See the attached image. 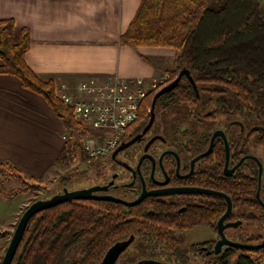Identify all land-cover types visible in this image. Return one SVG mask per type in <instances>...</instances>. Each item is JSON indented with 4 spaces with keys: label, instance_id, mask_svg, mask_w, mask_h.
Returning <instances> with one entry per match:
<instances>
[{
    "label": "trees",
    "instance_id": "1",
    "mask_svg": "<svg viewBox=\"0 0 264 264\" xmlns=\"http://www.w3.org/2000/svg\"><path fill=\"white\" fill-rule=\"evenodd\" d=\"M121 42L134 48H173L175 67L167 70V82L175 80L181 71L191 76L192 80L188 77L186 82L181 81L159 95L156 109L209 102L217 111H234L237 107L247 116L254 112L257 122L264 124V0H142ZM31 43L27 27L18 26L13 18L0 19V58L4 62L0 73L16 75L25 87L42 94L67 130L79 138H68L55 165H71L76 160L90 166L103 162L105 158L89 157L85 140L90 131L75 117L73 108L60 98L56 81L39 76L28 65L26 53ZM143 59L148 61L145 56ZM161 87L144 99L140 118L129 127L128 134L139 122L149 118L154 95ZM190 113L195 116L194 111ZM213 155L215 157V154L211 157ZM218 157L224 164L225 154ZM219 159L216 157L213 161L214 176H217ZM11 179L20 186L2 191L8 198L34 186L28 185L33 178L17 166L0 161L3 190L4 183ZM254 180L240 169L231 176L223 175L219 181L218 188L232 201L229 218L245 222L239 226L233 240L259 243L264 238L257 233L250 237L244 235L245 225L264 224ZM210 186L216 187V184ZM150 206L159 207L156 209L160 212L148 211ZM227 207L222 196H210L207 204L200 200L183 210L171 203L160 206L156 199L133 206L110 200H67L30 218L12 264H99L113 243L138 233L154 238L182 264H188L187 253L201 257L204 264H254L263 259L264 248L247 250L226 246L219 254L215 253V243L220 237L218 221ZM251 209L258 210L257 216L247 214ZM201 225L210 226L217 239L190 243L184 250L186 238L176 235L175 231L184 232ZM5 233L12 238L14 232L1 231L0 235ZM202 246L206 250H201Z\"/></svg>",
    "mask_w": 264,
    "mask_h": 264
},
{
    "label": "crops",
    "instance_id": "2",
    "mask_svg": "<svg viewBox=\"0 0 264 264\" xmlns=\"http://www.w3.org/2000/svg\"><path fill=\"white\" fill-rule=\"evenodd\" d=\"M141 1L0 0V19L13 18L30 30L26 61L39 76L53 78L58 88L64 82L73 87L83 80H103L112 73L150 80L166 67L161 60H175L176 51L121 42ZM67 132L42 94L25 87L16 75L0 73V161L11 162L33 180H44L68 140ZM9 182L4 190L0 185V222L13 225L19 208L6 217L3 207L9 198L2 191L12 188Z\"/></svg>",
    "mask_w": 264,
    "mask_h": 264
},
{
    "label": "flooded vegetation",
    "instance_id": "3",
    "mask_svg": "<svg viewBox=\"0 0 264 264\" xmlns=\"http://www.w3.org/2000/svg\"><path fill=\"white\" fill-rule=\"evenodd\" d=\"M188 76L186 72L181 81ZM171 82H166L161 88ZM149 95L150 93L147 96ZM200 108L202 110L195 111L193 117L190 113L192 111L185 110L183 105L178 108L155 107L153 122L144 132L152 118L150 108L149 118L139 122L129 134L127 132L119 146L138 136L139 138L116 155L114 151L119 146L105 157L112 170L111 176L98 184L108 186V189L97 194L133 201L144 191L173 188L200 187L222 192L218 188L222 176H231L243 169L256 179L255 196L260 201L263 211L261 214L264 216V124L257 122L254 112L247 116L244 110L241 111L237 107L234 111L229 109L217 111V107L208 102L200 105ZM217 131L224 132L225 136L215 135ZM212 154H215V157L214 155L211 157ZM218 154L220 158L225 154L224 164ZM216 157L219 159V167L216 170L217 176H214L213 161ZM230 170L233 172L228 174L227 171ZM214 184L216 187L210 186ZM210 196L219 195L192 192L147 193L140 203L156 199L160 206L171 203L173 207L183 210L189 204L200 200L207 204ZM156 208L159 207L150 206L147 209L159 213ZM256 210H248L247 214L255 217L258 211ZM229 217L226 222L237 221ZM238 220L245 224L243 219ZM153 241L156 242L154 238L143 233L119 239L108 248L99 264H108L114 256L113 264H173L171 259L175 257L174 254L165 248L158 249L157 246L160 244L157 242L152 244ZM201 250H206V247L202 246ZM164 255L171 256V259L165 260ZM175 260L182 264L177 257Z\"/></svg>",
    "mask_w": 264,
    "mask_h": 264
},
{
    "label": "built area",
    "instance_id": "4",
    "mask_svg": "<svg viewBox=\"0 0 264 264\" xmlns=\"http://www.w3.org/2000/svg\"><path fill=\"white\" fill-rule=\"evenodd\" d=\"M146 83L142 77L112 73L103 80H83L73 87L64 82L57 89L90 131L85 140L90 158H105L125 139L129 127L139 118L144 99L157 88L156 82L150 88ZM254 264H264V258Z\"/></svg>",
    "mask_w": 264,
    "mask_h": 264
},
{
    "label": "rangeland",
    "instance_id": "5",
    "mask_svg": "<svg viewBox=\"0 0 264 264\" xmlns=\"http://www.w3.org/2000/svg\"><path fill=\"white\" fill-rule=\"evenodd\" d=\"M173 49V48H172ZM175 50V49H174ZM160 64L168 66V68H163L161 72L156 75V78L144 80L147 82L148 88L156 82L158 89L161 85L165 84L167 80L169 79L168 69H172L175 67V61L173 58H170L169 60H161ZM189 77V76H188ZM186 77L184 81L188 79ZM190 80H192L191 76L189 77ZM155 89V90H156ZM151 92V90H150ZM185 110L187 111H197L202 110L200 108V105L190 104L187 106H184ZM68 138H74L75 140L79 139L77 134H72L71 131L68 130L67 132ZM84 141V140H83ZM113 169V168H112ZM111 168L109 167V161L108 159H104L103 162L98 163L96 165L90 166L89 164L81 163L79 160L74 161L71 165H63V164H56L50 171L49 175L41 181H29L28 185L34 184V186L26 190L25 192L19 193L13 198H9V200L6 202L3 207H5L6 211V217L9 216L10 212L16 208H19L17 211V214L15 218L12 219V222H14L13 225H9V223L4 224L3 222H0V232H14L17 223L20 219V214L25 210L27 206H29L35 199H46L52 197L58 190L63 189V187H68L70 189H81V188H89L93 186H97L102 181H104L107 177L111 176ZM63 178V179H61ZM20 184L14 180L11 179L9 182V187L15 188L19 187ZM11 188V189H12ZM8 192V191H7ZM2 207V206H1ZM2 221V220H0ZM246 233L244 234L245 237L254 236V234H263L264 236V224H257L254 226L245 225ZM239 227H229L226 229L228 233V237L230 239H236L237 229ZM176 235H184L186 238L187 244L184 245V250L187 249L190 243H197V242H203V241H209L217 239L216 232L208 225H201L196 228L181 232V231H175ZM11 236L8 233H5L4 235H0V264L2 262V259L4 257V254L6 252V249L8 247V242L10 240ZM152 244L156 242H151ZM157 248H162V245H158ZM226 246H224L223 249H225ZM184 253V251H182ZM189 256L188 258V264H204L201 257L195 256L192 253L185 254ZM255 257V256H254ZM163 258L165 260L171 259V256L164 255ZM174 259V260H173ZM176 257L171 259V262L173 264H178L179 261L175 260Z\"/></svg>",
    "mask_w": 264,
    "mask_h": 264
},
{
    "label": "water",
    "instance_id": "6",
    "mask_svg": "<svg viewBox=\"0 0 264 264\" xmlns=\"http://www.w3.org/2000/svg\"><path fill=\"white\" fill-rule=\"evenodd\" d=\"M186 74V71H181L180 74L177 76L175 80H173L171 83L168 85L164 86L161 88L154 96L153 102H152V118L148 126L145 128L144 132H146L149 127L151 126V123L153 122L154 119V110L156 107V102L159 97V95L165 93L166 91L174 88L176 85H178L182 79V77ZM222 134L225 136L224 132H219L217 131L215 135ZM139 138L136 137L132 141L122 144L119 146L115 151L114 155L118 153L120 150L125 149L129 145H131L134 141H136ZM211 150V148L208 150V152ZM229 155V152H228ZM227 170V166H226ZM234 170V169H232ZM227 171L228 174H231L233 171ZM108 189V186H102V185H97L89 188H81V189H74L70 190L68 187H64L62 190L58 191L55 193L52 197L46 198V199H38L31 203L29 207L24 211L23 215L20 217L17 226L14 230L13 236L10 240V243L6 249V252L4 254V257L2 259L1 264H12L13 258L15 256V253L17 251L18 245L20 243V240L24 234L25 228L28 224V221L30 218L37 212L50 208L54 205L60 204L62 202H65L67 200H76V199H99V200H110V201H115V202H120L123 204H126L128 206H133L141 202V200L144 198V196L147 193L150 194H155V193H186V192H192V193H208V194H216L219 196H222L226 199L228 203V207L226 212L222 215V217L218 221V231H219V239L216 241L215 244V253L219 254L224 246H233V247H241L245 248L247 250H256V249H261L264 248V238L261 242L259 243H247V242H241L237 240L230 239L226 235V229L229 227H239L242 223V220H237V221H229L226 222V219L231 215L232 213V201L229 195H227L224 192L220 191H215V190H209V189H203L200 187H190V188H173V189H167V190H161V191H144L143 194L136 200L133 201H128L124 200L122 198H118L115 196L111 195H104V194H97L99 191H104ZM115 259V256L110 259L108 264H113V260Z\"/></svg>",
    "mask_w": 264,
    "mask_h": 264
}]
</instances>
